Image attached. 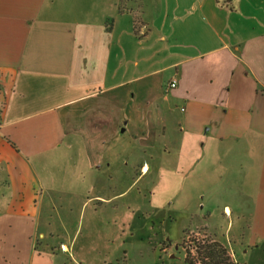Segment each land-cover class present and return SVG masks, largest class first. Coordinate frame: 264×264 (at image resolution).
I'll list each match as a JSON object with an SVG mask.
<instances>
[{
	"label": "crops",
	"instance_id": "0c3cea01",
	"mask_svg": "<svg viewBox=\"0 0 264 264\" xmlns=\"http://www.w3.org/2000/svg\"><path fill=\"white\" fill-rule=\"evenodd\" d=\"M4 164L20 186L50 185V167L80 182L128 170L132 185L218 184L236 204L225 215L249 220L248 235L237 227L232 237V261L264 264V0H0ZM35 191L0 208V264H59L70 253L38 245ZM182 211L192 220L182 236L211 228L201 221L211 210ZM231 225L216 232L227 244Z\"/></svg>",
	"mask_w": 264,
	"mask_h": 264
},
{
	"label": "rangeland",
	"instance_id": "374dc122",
	"mask_svg": "<svg viewBox=\"0 0 264 264\" xmlns=\"http://www.w3.org/2000/svg\"><path fill=\"white\" fill-rule=\"evenodd\" d=\"M49 169L50 185L38 187V182L31 185L32 181H28L25 186H20L19 170L2 165L0 208L7 207V201L18 200L19 195L26 203L32 201L34 188L43 210L42 229L46 234L45 238L38 239V245L48 247L53 255L61 254L63 243L70 248L67 256L72 257L74 263L62 256L59 264H186L183 255L175 249L180 239V243L193 244L195 251L188 254L193 264H235L229 253L230 242L234 249L240 246L233 245L235 240L232 237L237 227L244 236L249 233L248 219L239 224L235 214L225 215L224 207L228 205L234 210L236 204L222 194L225 189L218 184L211 188L207 185L191 186L186 179L184 187L169 180L161 187L151 185L147 180L132 185V172L128 170L115 172L113 182L109 184L106 172L97 175L92 182L89 179L80 182L64 169L62 173H59V167ZM61 189L78 193L79 197L70 199V195L63 197L51 193V190ZM198 194H201L200 200L194 201ZM97 196L108 201L95 199ZM152 200L155 205L150 203ZM185 204L197 210L199 216L211 210L210 219L207 222L201 220L211 228H191L182 236V226H192V220L186 219L187 215L182 211ZM198 205L199 209L202 206L205 209L198 210ZM229 222L234 229L231 225L227 244L216 232L222 234ZM173 254L175 258L171 257ZM238 254L241 255L242 250Z\"/></svg>",
	"mask_w": 264,
	"mask_h": 264
},
{
	"label": "built area",
	"instance_id": "2783aa9c",
	"mask_svg": "<svg viewBox=\"0 0 264 264\" xmlns=\"http://www.w3.org/2000/svg\"><path fill=\"white\" fill-rule=\"evenodd\" d=\"M176 87L177 84L175 82L170 83L167 87V92L175 89ZM179 245L183 247L186 256H188V254H190L191 252L193 253L195 251V249H193V244L186 245V243H180ZM196 249L198 248L196 247Z\"/></svg>",
	"mask_w": 264,
	"mask_h": 264
},
{
	"label": "flooded vegetation",
	"instance_id": "af4514ba",
	"mask_svg": "<svg viewBox=\"0 0 264 264\" xmlns=\"http://www.w3.org/2000/svg\"><path fill=\"white\" fill-rule=\"evenodd\" d=\"M175 249H176L177 253H180V254L183 255V259L185 260L186 264H193V263H191V262L189 261L188 256L185 255V253H184V249H183L182 246H180V245L178 244V245L176 246Z\"/></svg>",
	"mask_w": 264,
	"mask_h": 264
}]
</instances>
